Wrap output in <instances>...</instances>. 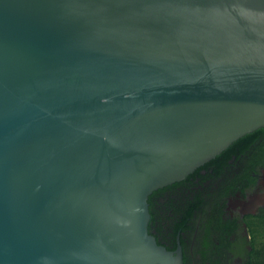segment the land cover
I'll return each mask as SVG.
<instances>
[{"label":"water","instance_id":"water-1","mask_svg":"<svg viewBox=\"0 0 264 264\" xmlns=\"http://www.w3.org/2000/svg\"><path fill=\"white\" fill-rule=\"evenodd\" d=\"M262 127L264 0H0V264H183L149 195Z\"/></svg>","mask_w":264,"mask_h":264},{"label":"flooded vegetation","instance_id":"flooded-vegetation-1","mask_svg":"<svg viewBox=\"0 0 264 264\" xmlns=\"http://www.w3.org/2000/svg\"><path fill=\"white\" fill-rule=\"evenodd\" d=\"M254 154L255 145L246 152L232 155L226 164H220L217 183L207 192L216 194V188L220 189L221 219L219 210L214 221L212 212L216 206L212 202L206 207L205 215L196 217V224L185 240L186 264H247L252 251L247 220L264 212V163L256 168ZM208 166V170L205 166L200 169L201 176L192 178L194 182H202L205 187L210 184L208 177L213 167ZM226 187L228 193L224 195ZM206 230L209 234L204 241Z\"/></svg>","mask_w":264,"mask_h":264},{"label":"trees","instance_id":"trees-1","mask_svg":"<svg viewBox=\"0 0 264 264\" xmlns=\"http://www.w3.org/2000/svg\"><path fill=\"white\" fill-rule=\"evenodd\" d=\"M253 145L256 146V154L253 155V165H256L257 168L258 165L264 163V127L235 140L213 159L195 169L185 179L157 189L149 195L150 221L148 230L156 237L158 243L163 244L167 249L175 248L176 237L179 235L183 249V264H186L185 240L189 237L196 224V217L199 214L205 215L206 207L212 202L216 206L212 212L214 221H217L219 210L221 219L223 205L220 206L219 204L220 189L216 188V194L207 192L208 189L217 183V177L220 175L221 169L220 164H226L232 155L246 152ZM208 165H211L213 170L208 177L210 184L205 187L202 182L196 183L193 179L197 175L201 176L200 169L204 168V166L208 170L210 168ZM199 184L201 187L198 186ZM217 185L220 188L219 184ZM227 193L228 189L226 187L223 194ZM247 225L251 234L249 242L252 246L247 264H264V247L262 249V260L253 259L251 256L254 251L255 239L264 237V212L259 213L255 218H251L250 221L247 220ZM208 234L209 232L206 230L204 241H207Z\"/></svg>","mask_w":264,"mask_h":264},{"label":"rangeland","instance_id":"rangeland-1","mask_svg":"<svg viewBox=\"0 0 264 264\" xmlns=\"http://www.w3.org/2000/svg\"><path fill=\"white\" fill-rule=\"evenodd\" d=\"M263 247H264V237H257L254 242V251L251 255L253 259H257V260L263 259V253H262Z\"/></svg>","mask_w":264,"mask_h":264}]
</instances>
